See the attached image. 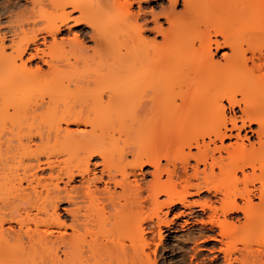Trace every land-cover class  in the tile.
<instances>
[{
	"label": "bare ground",
	"instance_id": "6f19581e",
	"mask_svg": "<svg viewBox=\"0 0 264 264\" xmlns=\"http://www.w3.org/2000/svg\"><path fill=\"white\" fill-rule=\"evenodd\" d=\"M166 1L0 24V264H264V0Z\"/></svg>",
	"mask_w": 264,
	"mask_h": 264
},
{
	"label": "rangeland",
	"instance_id": "374dc122",
	"mask_svg": "<svg viewBox=\"0 0 264 264\" xmlns=\"http://www.w3.org/2000/svg\"><path fill=\"white\" fill-rule=\"evenodd\" d=\"M131 2V6H130V9L132 11H137V2L138 0H129ZM140 1V5L144 10H146L147 12L149 10H153L155 11V13H159L161 12L162 8H166L168 6L167 4V1L166 0H139ZM0 7H3V5L5 6H10L8 7V10L4 11L0 8V24L2 23L3 25L6 24L5 22H7L9 19L12 20L15 18V15L25 9L26 7L29 8L30 7V4H26L25 0H0ZM3 3V4H2ZM12 8V10H11ZM21 8V10H20ZM181 6H178L176 9H180ZM2 10V11H1ZM8 12V13H7ZM17 12V13H16ZM16 13V14H15ZM53 19L55 18L52 17ZM51 18V19H52ZM160 22L165 26L166 24L164 23L163 19H160ZM1 24V25H2ZM42 24L41 22L38 23L36 25V27H40ZM150 26H152V24H150ZM78 31V29L76 27L72 28V31L71 32H76ZM71 32H64L63 33V36L64 37H70L71 36ZM150 35V36H149ZM148 36L151 38L154 36V34H149ZM153 35V36H152ZM120 38V36H118ZM160 38H158L159 40ZM84 44L90 49L92 47H94V43L92 41H90L89 39L85 38L84 39ZM94 45V46H93ZM92 46V47H91ZM68 57V56H67ZM96 65V66H95ZM91 66V67H90ZM87 70L89 72V69H92L91 72L96 68H98L97 64H92L90 65ZM96 67V68H95ZM82 69V68H81ZM85 70V71H87ZM1 82V81H0ZM95 160V159H94ZM93 161V160H92ZM101 186V185H100ZM180 222V220H178V223ZM189 228H185V229H179V228H176V230L173 232V233H169L168 231H165V233L163 234V239L162 241L159 243L158 239L156 240V238H154L155 242L156 243L157 241V244H158V247L156 248V250L154 251V255L153 254V250L155 248V244L152 243L151 245V248H150V251H151V257L156 259V261H158L159 263H161L162 261H167L168 264H173L175 263L178 259H180V253H179V250L177 249V245H178V240H182L185 236V234H187V230ZM165 230V228L163 229ZM177 232V233H176ZM176 235V236H175ZM183 236V238H182ZM179 240V241H180ZM210 245L212 246L213 244H206V245H203L201 246V248H203L201 250V253H202V258L206 261H204L205 264H207L208 260L206 258L209 259L210 257V253L207 252L208 249L210 248ZM217 245V244H216ZM215 245V246H216ZM207 246V247H206ZM218 246V245H217ZM216 246V247H217ZM205 247V248H204ZM152 249V250H151ZM188 251V254L191 253ZM154 256V257H153ZM170 261V262H169ZM174 261V262H173ZM188 261V260H187ZM209 264V263H208Z\"/></svg>",
	"mask_w": 264,
	"mask_h": 264
}]
</instances>
